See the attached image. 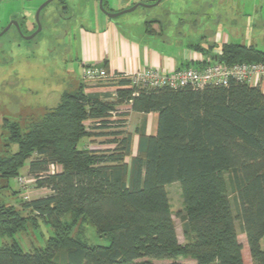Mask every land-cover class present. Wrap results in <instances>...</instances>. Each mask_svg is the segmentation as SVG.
Masks as SVG:
<instances>
[{
	"label": "trees",
	"instance_id": "obj_1",
	"mask_svg": "<svg viewBox=\"0 0 264 264\" xmlns=\"http://www.w3.org/2000/svg\"><path fill=\"white\" fill-rule=\"evenodd\" d=\"M220 52L210 61L264 65V51L253 46L224 44ZM128 84L126 79L114 83ZM115 93L114 101H100L80 87L23 127L4 123L5 145L16 150L0 155V194L28 163L26 174L47 195L20 207L44 220L53 236L31 253L15 242L2 245L0 264H134L141 259L146 261L139 264H177L180 258L195 264H245L236 221L253 263L264 264L261 88L231 80L227 87ZM125 104L134 113L157 114L155 136L137 133L135 152L132 134L112 126L128 114L117 112ZM104 137L111 138L112 149L78 147L83 139ZM51 165L60 168L50 173ZM173 183L181 190L182 244L165 191ZM67 214L74 218L71 225L63 221ZM79 219L108 245L89 246L73 238ZM26 223L14 206L0 204L1 236L24 230Z\"/></svg>",
	"mask_w": 264,
	"mask_h": 264
},
{
	"label": "crops",
	"instance_id": "obj_2",
	"mask_svg": "<svg viewBox=\"0 0 264 264\" xmlns=\"http://www.w3.org/2000/svg\"><path fill=\"white\" fill-rule=\"evenodd\" d=\"M45 1L0 0V5L4 9L6 22L17 21L23 35L29 36L36 30L35 12ZM156 1L103 0V6L109 13H119L137 3L152 5ZM161 4L160 14L150 10L155 6L144 8L142 17L151 15L153 19L143 27L134 25L130 19L120 21L117 19L119 16L108 18L99 8V0H57L55 6L44 8L40 12L41 31L43 19L48 31L55 33L59 29L60 37L67 38L72 44L70 47L76 52L75 59L80 64V82L73 91L62 93L59 100L63 94L73 93L80 87L85 95L100 101L116 99L114 83L82 79V70L86 67L101 68L109 74L131 73L147 68L169 73L179 68H204L221 53L218 43L264 49V20L256 18L257 8L264 7V0H161L158 5ZM239 16L246 17L247 29L244 31L231 27L233 20ZM134 26L139 29L136 30ZM12 34L11 41L17 43V31ZM205 46L212 49L207 50ZM260 87L264 94V85ZM52 101L58 103L57 100ZM117 109L119 115L128 114L117 118L119 120L113 122V129L132 134V150L135 152L137 133L155 136L157 114L131 112L128 104L120 105ZM120 120L123 122L119 123ZM105 139L111 138H97L96 141L103 143ZM96 141L89 148L104 150L112 147L111 144V147H97ZM241 244L243 256L244 252H248V247Z\"/></svg>",
	"mask_w": 264,
	"mask_h": 264
},
{
	"label": "rangeland",
	"instance_id": "obj_3",
	"mask_svg": "<svg viewBox=\"0 0 264 264\" xmlns=\"http://www.w3.org/2000/svg\"><path fill=\"white\" fill-rule=\"evenodd\" d=\"M165 1L166 0H164V2ZM56 3L57 0H54L46 7L50 9V7L53 5L55 6ZM131 7L121 11L128 10ZM162 7L163 4L152 7L150 10L155 14H160ZM144 8L145 7L139 6L134 11L122 14L117 19L120 21L130 19L134 25H140L143 27L146 22H150L153 19L151 15L145 18L142 17ZM205 9H207V6ZM249 10L248 6L247 11ZM226 14L229 15L228 12H226ZM256 18H263L264 20L263 6L257 8ZM245 20L246 17L239 16L237 19L233 20L234 22L231 23V27L244 31L247 29ZM9 22L10 21L6 22L4 9L0 5V29L5 28ZM44 23L45 21L43 19V30L31 40H24L21 36L17 35L18 42H12L10 38L13 35L12 33L16 31L14 27L0 38L1 156L8 150L10 152L16 150V146L6 147L5 145L7 142L6 132L3 127L5 122L18 123L23 127L29 120L42 116L46 109L56 105L52 100H57L58 102L62 93L73 91L76 84L80 82V64L75 59L76 52L73 51V47H70L72 44H70L67 38H64L63 36L60 37L61 32L59 29H57L55 33L50 32L47 30L46 24L44 27ZM134 27L136 30L139 29L137 26ZM23 31L25 32V30ZM217 46H222V43H218ZM205 47L209 50L211 46ZM260 50L264 51V49ZM86 126L89 127L88 124ZM109 140L110 139L102 140L104 141L103 143L96 141L98 145L97 147H100L101 145L111 147L108 143ZM94 142L83 139L78 144V147L88 148L90 145L92 146V143ZM112 147L110 149H112ZM108 149L109 148L104 150ZM27 169L28 163H26L20 170V176L26 178L25 186L19 185L17 183V178H14L9 181L10 189L3 191L0 194V204H3L5 207L14 206L15 209L19 210L21 215L27 219L24 230L19 231L12 236L0 235V247L4 244H12L15 242L23 253H31L36 249L44 248L46 241L53 236L52 228L46 224L44 220H42L37 214L22 210L20 207V203L22 204L25 201H33L47 195L46 190L36 188L34 177H29L28 174H26ZM226 177L227 176L224 175L225 179ZM165 191L168 196L178 241L182 244L183 237L179 215L183 214V204L180 186L178 183L169 184L165 186ZM230 200L232 202L231 198ZM63 221L66 224L71 225L74 218L71 214H67L64 216ZM235 229L238 235V240L247 247L245 236L242 234L240 223L238 221L235 222ZM72 233L73 238H77V240L85 242L89 246L108 245L106 240L99 238L96 235L94 228L85 220H77ZM260 245L261 250L264 251V238L261 240ZM243 258L245 264H254L249 252H244ZM145 261V259L137 260L134 264H139ZM149 262L151 264L171 263L169 261L158 260H149ZM175 263L195 264V262L189 258H180Z\"/></svg>",
	"mask_w": 264,
	"mask_h": 264
},
{
	"label": "built area",
	"instance_id": "obj_4",
	"mask_svg": "<svg viewBox=\"0 0 264 264\" xmlns=\"http://www.w3.org/2000/svg\"><path fill=\"white\" fill-rule=\"evenodd\" d=\"M82 79L110 83H116L118 79H126L129 82L128 86L124 87L114 85L116 90L139 88L178 90L184 87L200 90L205 87H227L231 80L260 87V85H264V65L237 64L227 66L215 61L202 69L179 68L169 73H161L155 69L147 68L143 71L120 74H109L101 68L86 67L82 70ZM114 97H116V93ZM112 115H116V112H113ZM49 170L50 173H55L58 171V166L51 165ZM17 183L25 186L26 178L19 176Z\"/></svg>",
	"mask_w": 264,
	"mask_h": 264
},
{
	"label": "water",
	"instance_id": "obj_5",
	"mask_svg": "<svg viewBox=\"0 0 264 264\" xmlns=\"http://www.w3.org/2000/svg\"><path fill=\"white\" fill-rule=\"evenodd\" d=\"M54 0H46L45 2H43L39 7L38 9L36 10L35 12V16H34V21H35V24H36V30L29 36H24L22 31H21V28H20V25L17 21H10L9 24L0 32V38L5 34L7 33L11 27H14L18 33L19 36L22 37V39L24 40H31L33 39L37 34H39V32L41 31L42 27H41V22H40V12L47 6L49 5L51 2H53ZM161 2V0H157L155 3H153L152 5H144V4H136L134 5L133 7H131L130 9L128 10H125V11H121L119 13H109L107 10L104 9L103 7V0H99V8L100 10L108 17V18H116L122 14H125V13H129V12H132L134 11L138 6H141V7H152V6H156L158 5L159 3Z\"/></svg>",
	"mask_w": 264,
	"mask_h": 264
}]
</instances>
